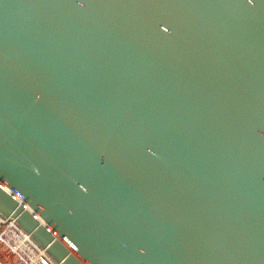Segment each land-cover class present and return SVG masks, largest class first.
Returning a JSON list of instances; mask_svg holds the SVG:
<instances>
[{
	"label": "water",
	"instance_id": "obj_1",
	"mask_svg": "<svg viewBox=\"0 0 264 264\" xmlns=\"http://www.w3.org/2000/svg\"><path fill=\"white\" fill-rule=\"evenodd\" d=\"M0 216L60 264H264V0H0Z\"/></svg>",
	"mask_w": 264,
	"mask_h": 264
},
{
	"label": "built area",
	"instance_id": "obj_2",
	"mask_svg": "<svg viewBox=\"0 0 264 264\" xmlns=\"http://www.w3.org/2000/svg\"><path fill=\"white\" fill-rule=\"evenodd\" d=\"M0 246L9 251L17 264H60L13 218L0 216Z\"/></svg>",
	"mask_w": 264,
	"mask_h": 264
},
{
	"label": "rangeland",
	"instance_id": "obj_3",
	"mask_svg": "<svg viewBox=\"0 0 264 264\" xmlns=\"http://www.w3.org/2000/svg\"><path fill=\"white\" fill-rule=\"evenodd\" d=\"M0 264H17L14 257L11 256L9 251L0 246Z\"/></svg>",
	"mask_w": 264,
	"mask_h": 264
}]
</instances>
